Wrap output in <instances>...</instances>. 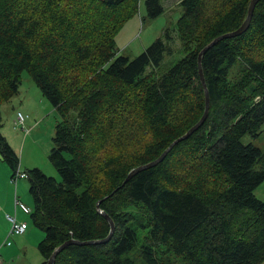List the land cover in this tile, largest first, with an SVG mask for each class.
<instances>
[{
	"label": "trees",
	"instance_id": "trees-1",
	"mask_svg": "<svg viewBox=\"0 0 264 264\" xmlns=\"http://www.w3.org/2000/svg\"><path fill=\"white\" fill-rule=\"evenodd\" d=\"M145 2L149 18L164 12L161 0ZM251 2L182 0L176 29L184 54L162 71L175 52L165 43L170 27L134 58L117 48L140 0H0V153L13 174L21 159L1 132V107L20 92L24 72L62 117L50 151L60 179L25 171L31 220L45 233L42 264L70 239L109 235L99 201L115 223L111 239L70 244L54 264L264 262V200L255 194L264 151L242 141L264 130V0L242 33L202 56L204 123L125 183L202 118L199 54L240 28Z\"/></svg>",
	"mask_w": 264,
	"mask_h": 264
},
{
	"label": "rangeland",
	"instance_id": "rangeland-1",
	"mask_svg": "<svg viewBox=\"0 0 264 264\" xmlns=\"http://www.w3.org/2000/svg\"><path fill=\"white\" fill-rule=\"evenodd\" d=\"M181 1L161 0L164 12L157 18L151 19L147 15L145 0H140L138 12L124 23L116 36L119 54L128 55L131 58L136 57L157 38L164 37L166 29L170 27L169 33H171L173 38L171 36L166 37L165 43L171 42L175 48V52L167 57L162 71H166L174 66L184 54L179 50L181 42L177 36L176 29L177 21L183 12L180 4ZM22 78L20 92L1 107L3 119L1 132L16 150L21 162L24 158L25 164L30 168L38 167L46 174L60 179L57 168L50 160V151L53 145L56 126L62 117L28 72H24ZM17 109H23L22 111L28 115L25 122L26 128L24 129L14 126L13 120L15 119L14 115ZM72 115H75V112H72ZM242 141L244 143L252 142L264 151V130L256 138L250 134H246L243 136ZM257 167H259V164H257ZM24 182L27 186L29 179ZM29 188L23 189V192L26 194L25 199L30 201L29 206L33 207L34 199ZM255 194L258 198L264 200V181L256 188ZM28 220L30 221V227L35 229V231L38 233L42 231L33 222L31 223L30 217H28ZM42 232L44 233V231ZM32 250L35 253L34 258H36V255L38 258L41 257L37 245L33 246L31 252ZM28 260L30 262L31 258L28 257ZM38 264H42V261L40 260Z\"/></svg>",
	"mask_w": 264,
	"mask_h": 264
},
{
	"label": "crops",
	"instance_id": "crops-1",
	"mask_svg": "<svg viewBox=\"0 0 264 264\" xmlns=\"http://www.w3.org/2000/svg\"><path fill=\"white\" fill-rule=\"evenodd\" d=\"M20 110V109H17ZM16 110V111H17ZM23 110V109H21ZM15 111V115H16ZM14 115V118H15ZM26 146V145H25ZM24 167V168H23ZM30 169L24 162V158L20 163V170L27 171ZM12 169L7 162L2 158L0 153V256L2 259L1 264H38L42 260L43 256L34 258V252L31 249L33 246L40 244L44 238V233H38L30 227L31 218L30 214L25 213L21 208L15 206V200L20 199L28 206L30 201L25 199L26 194L23 189L30 187V184L25 185L27 178H21L17 183L12 182ZM30 189V188H29ZM32 209L34 208L31 207ZM7 214L15 215L18 222L27 224V230L23 234L11 233L12 223L7 218ZM32 223V221H31ZM15 239H14V238ZM5 241H11L8 244ZM39 250V249H38ZM28 257L31 258L29 262ZM264 264V262L262 263Z\"/></svg>",
	"mask_w": 264,
	"mask_h": 264
},
{
	"label": "water",
	"instance_id": "water-1",
	"mask_svg": "<svg viewBox=\"0 0 264 264\" xmlns=\"http://www.w3.org/2000/svg\"><path fill=\"white\" fill-rule=\"evenodd\" d=\"M258 0H252L251 2V5H250V8H249V14H248V17L246 19V21L242 24V26L240 28H238L237 30L233 31V32H228V33H225L217 38H215L212 42H210L208 45H206L202 51L200 52L199 54V67H200V76H201V80H202V83L204 85V88H205V93H206V109H205V112H204V115L202 116V118L193 126L191 127L184 135H182L181 137H179L178 139H176L175 141H173L170 146L155 160L149 162V163H146V164H143V165H140L136 168H134L128 175L125 183L136 173L142 171V170H145V169H148V168H151L153 166H156L158 163H160L164 157L169 153V151L178 143V142H181L187 138L190 137L191 134H193L197 129H199V127L204 123L205 119L207 118L208 116V113H209V109H210V97H209V92H208V89L206 87V82H205V77H204V73H203V69H202V65H201V59H202V56L204 55V53L210 49L211 47H213L218 41L222 40L223 38H228V37H232V36H235L237 34H240L242 33L250 24V21H251V17H252V14H253V11H254V8H255V5H256V2ZM124 183V184H125ZM97 207L99 209V212L101 214H103L109 221L110 225H111V231L109 233V235L106 237V238H103V239H97V240H89V241H84V242H80L76 239H70L68 241H66L65 243H63L62 245H60L58 248L55 249V251L52 253L50 259L48 260L47 264H54L55 261H56V257L57 255L65 248L67 247L68 245L70 244H99V243H105L107 241H109L114 233V230H115V224H114V221L113 219L108 215V213H106L105 210H103L100 206V201L97 203Z\"/></svg>",
	"mask_w": 264,
	"mask_h": 264
},
{
	"label": "built area",
	"instance_id": "built-area-1",
	"mask_svg": "<svg viewBox=\"0 0 264 264\" xmlns=\"http://www.w3.org/2000/svg\"><path fill=\"white\" fill-rule=\"evenodd\" d=\"M28 115L24 113L22 110H17L15 119L13 120L14 126L15 127H22L23 129L26 128L25 122L27 119ZM21 178H28V174L25 171L22 170H17L13 175H12V182L17 183V181ZM15 206L21 208L25 213L31 214L33 212V209L25 204L23 201L20 199L15 200ZM7 218L10 220L12 223V229L11 233H17V234H23L27 230V224L23 222H18L16 220L15 215L7 214ZM8 244H10V241H5ZM2 262L1 256H0V264Z\"/></svg>",
	"mask_w": 264,
	"mask_h": 264
}]
</instances>
